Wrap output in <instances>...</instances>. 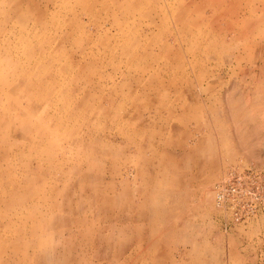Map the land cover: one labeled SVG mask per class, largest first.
Here are the masks:
<instances>
[{
    "label": "rangeland",
    "instance_id": "374dc122",
    "mask_svg": "<svg viewBox=\"0 0 264 264\" xmlns=\"http://www.w3.org/2000/svg\"><path fill=\"white\" fill-rule=\"evenodd\" d=\"M46 1L0 0V264H264V0Z\"/></svg>",
    "mask_w": 264,
    "mask_h": 264
},
{
    "label": "bare ground",
    "instance_id": "6f19581e",
    "mask_svg": "<svg viewBox=\"0 0 264 264\" xmlns=\"http://www.w3.org/2000/svg\"><path fill=\"white\" fill-rule=\"evenodd\" d=\"M71 1V2H70ZM96 0H75V2H74V0H47L46 2L48 3V2H50L51 4H53V5H57V7L58 6H61V5H64V6H68V8L69 7H71V5H70V3H76L75 5L76 6H80V4L82 5V6H80L81 7V11H84L85 13H87V14H89V12L90 11H92V9H93V7H94V5H93V3L95 2ZM116 3H118V4H120V8H121V11L123 12V13H128V16L131 14V10H134L135 8H138L139 7V5H140V1L139 0H129V2H128V7H127V9L125 10V9H123L122 8V1L121 0H114ZM157 2L158 1H156V0H142V3H141V8H146V11H145V14L148 16L147 17V19H148V21H149V23L150 22H153L155 25H160V26H164L165 25V23H167V19H165V20H162L161 19V17L158 15V13H157V10L155 9V7L157 8L158 6H157ZM44 3V2H43ZM101 4H103V2H101ZM52 5V6H53ZM150 5V6H149ZM42 6V5H41ZM149 8H148V7ZM264 6V5H263ZM47 7V6H46ZM49 8V7H48ZM259 9V8H258ZM263 9V8H262ZM173 11L175 12V13H177V18L176 19H178V18H183V19H185L186 21H187V24L191 27V29H189L190 30V32H184V31H182V29L181 28H178L177 27V20L175 19V18H173V19H175V21H174V24H175V28L176 29H178V32H184V33H186L187 35L188 34H192V35H194V38H195V40H202V41H204L205 39H207V38H209L210 36V28L208 27V23L210 22V20L211 19H209L205 14H198L195 18H192V17H190L189 18V16H188V9H186V7H185V5L183 6V4H179L178 6H176L175 8H173ZM250 12V15H253V22H250V25H248V21H246V23H245V19L242 21V25L241 24H239L238 26H239V28H241V29H246L247 28V30L249 31V34H248V36H245V37H243L242 38V34L239 36V37H236L234 40H239V41H244V42H246V41H249L253 36H256V35H259L258 33H255V34H253L254 33V31H255V29H254V24H259L260 22H262V20L260 21V20H258V17L259 16H262V15H264V12H261L260 11V13L258 14L257 12H259L258 10H256L255 12H251V10L249 11ZM112 14L113 15H115V13L114 12H112ZM230 15V14H229ZM239 19V18H238ZM237 19V20H238ZM254 19H255V21H254ZM250 20V19H249ZM234 21V20H233ZM232 21V22H233ZM230 23V22H229ZM245 25V27H243ZM243 27V28H242ZM239 31H241V30H239ZM242 33V32H241ZM36 36V35H35ZM185 36V35H184ZM190 36V35H189ZM263 37V36H262ZM261 37V35L260 36H258L257 38H262ZM177 38L178 39H181L182 38V36L181 35H177ZM206 41V40H205ZM252 41H253V39H252ZM229 42H232V40L231 41H229ZM256 42V41H255ZM251 43V42H250ZM259 44V43H258ZM10 79H12L11 77H10ZM40 84V83H39ZM229 95V94H228ZM263 97V96H262ZM262 97H261V99H262ZM255 98H257V97H255ZM254 98V99H255ZM250 101V100H249ZM253 101V100H252ZM251 101V102H252ZM247 104H249V103H247ZM1 106V105H0ZM240 107H242V108H239V112H242V111H244L243 109L245 108V105H243V104H240L239 105ZM254 108V107H253ZM252 108V109H253ZM252 109L251 110H249V111H252ZM255 110V109H254ZM238 111V110H237ZM254 113V112H253ZM253 116V115H252ZM252 116L250 115V116H247L246 115V113H244L243 114V116H242V120L241 121H243V122H246V120H248V119H250V118H252ZM254 118V117H253ZM238 122V121H237ZM236 124V123H235ZM261 125V124H260ZM253 126V125H252ZM261 126H263V125H261ZM255 127V126H254ZM245 128V127H244ZM259 131V130H258ZM257 131V132H258ZM249 132L250 133H245V132H242L240 129H237L236 131H235V133H234V139L236 140V142L241 146V145H246L247 143H248V141H249V136H251L250 134L251 133H253V132H251L250 130H249ZM255 132L256 131H254V134H255ZM257 134V133H256ZM104 154H106V153H104ZM56 157H55V155L54 156H52V160H54ZM37 245L38 246H41V240H38V242H37ZM42 255H46V253H44V254H42ZM39 258V257H38ZM39 260H40V258H39Z\"/></svg>",
    "mask_w": 264,
    "mask_h": 264
}]
</instances>
